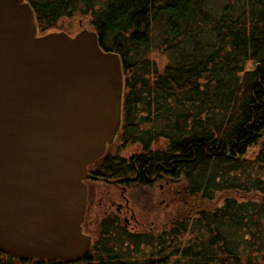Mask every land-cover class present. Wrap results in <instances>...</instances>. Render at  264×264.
Listing matches in <instances>:
<instances>
[{"label":"trees","instance_id":"16d2710c","mask_svg":"<svg viewBox=\"0 0 264 264\" xmlns=\"http://www.w3.org/2000/svg\"><path fill=\"white\" fill-rule=\"evenodd\" d=\"M28 1L41 29L80 4ZM82 5L120 55L119 136L136 145L125 170L168 186L171 208L129 230L103 219L75 262L0 251V264H264V0Z\"/></svg>","mask_w":264,"mask_h":264},{"label":"water","instance_id":"95a60500","mask_svg":"<svg viewBox=\"0 0 264 264\" xmlns=\"http://www.w3.org/2000/svg\"><path fill=\"white\" fill-rule=\"evenodd\" d=\"M36 33L27 1L0 0V251L75 262L87 164L122 122L121 59L91 30Z\"/></svg>","mask_w":264,"mask_h":264},{"label":"flooded vegetation","instance_id":"af4514ba","mask_svg":"<svg viewBox=\"0 0 264 264\" xmlns=\"http://www.w3.org/2000/svg\"><path fill=\"white\" fill-rule=\"evenodd\" d=\"M25 1L30 4L28 0ZM78 2L80 3L79 9L75 10L74 12H71V9H67V12L69 13H65L64 15L57 18L54 25L44 27L43 29H41L37 24L36 13L32 4H30L34 13L35 24L37 25L36 34L43 35L44 33L48 32L62 31L71 36H74L76 32L85 29V27L82 26L83 23H89V28H91H86L85 30H91L97 33L93 22H91V13H86L83 9L84 7L82 3L84 4V0H78ZM81 9H83L84 12L81 11ZM65 19L69 20L68 23L77 19V22H79V26L76 32L72 30V28L70 27V23L68 25H64ZM98 44L102 48L106 49L102 46L101 43H99V36ZM119 130L115 135L114 140L112 142H107L103 155L97 157L93 160V162L87 164L88 173L92 176L97 177L94 179L90 177L84 179L88 190L86 197L87 205L83 219L84 222L82 224V232L87 233L91 236V243L93 242V239L96 236V230L99 228V225L103 221V219L108 218L110 220H113L115 225L121 224L128 230L134 229L141 221H147L149 224H153V222H155L156 219L159 218V216L165 214V209L163 206L168 205L169 202V187L164 185L162 182L159 183L158 180H155V176L151 178L152 180H155V182L153 181L154 184L149 186L139 185V173L135 171L133 174H131L127 169L125 170V165L133 157V155L135 154V150L133 149L126 155L120 153L131 144H128L121 140V137L119 136ZM131 146L136 148V145ZM109 161H112L115 166L110 165ZM94 183L106 187V190L103 193V198H105V201L108 202V204L103 206L104 210L102 211L101 216L93 222L90 218L87 219V214L89 215V209L91 205L90 203L92 201L91 197L94 196L95 192V189L91 188V184ZM155 189L157 193H159L158 196H160L158 200L156 198L157 196H154ZM150 191L152 192V196L148 201L145 197L142 196L143 193L144 195H146L147 193H151ZM139 203H143V214H141L140 212L136 214L137 204ZM99 204H101V201L99 202Z\"/></svg>","mask_w":264,"mask_h":264},{"label":"rangeland","instance_id":"374dc122","mask_svg":"<svg viewBox=\"0 0 264 264\" xmlns=\"http://www.w3.org/2000/svg\"><path fill=\"white\" fill-rule=\"evenodd\" d=\"M68 19H65V22H64V25H68L70 23V27L72 28V30H74V32H76V30L78 29V26H79V22H77V19L76 20H73V21H70L68 23ZM83 27L88 28V29H91L89 28V23L85 24L83 23L82 25ZM150 57H152L153 59L156 60V62L158 63V65L161 67L165 61H166V58L165 56H163V54H161L160 52H158L156 49L155 50H152L150 51ZM135 150L136 148H134L133 146H128L126 147L125 150L121 151L120 153L123 154V155H126L128 154L130 151L132 150ZM6 151L9 152V148H6ZM98 183V182H96ZM91 188L95 189V192H94V196L91 197L92 201H91V205H90V211H89V215L87 214V219L90 218L93 222L96 221L98 219V217L101 216L102 214V211L104 210L103 209V206H105L106 204H108V202L105 201V198H103V193L105 192L106 190V187L103 186V185H100V184H91ZM151 192V191H150ZM159 193H157L156 189H155V193H154V196H157V200L160 196H158ZM152 196V192L151 193H147L146 195H144L143 193V196L142 197H145L148 201L150 200V197ZM101 198V199H100ZM101 201V204H99V202ZM140 204V203H139ZM138 204V205H139ZM141 205L143 206V203H141ZM164 211H165V214L162 215V216H159L158 219H156L157 221H159V223L163 222V220L165 219V215L168 214L169 212V208H171V206L168 208L167 205H164ZM147 208V207H146ZM145 208V209H146ZM139 213V209L137 208L136 209V214ZM142 214V213H141ZM152 217V215H151Z\"/></svg>","mask_w":264,"mask_h":264}]
</instances>
